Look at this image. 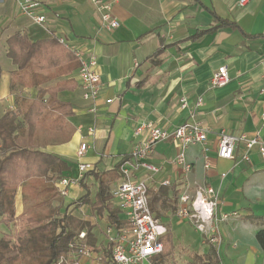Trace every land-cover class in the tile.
Returning a JSON list of instances; mask_svg holds the SVG:
<instances>
[{
	"label": "crops",
	"instance_id": "crops-1",
	"mask_svg": "<svg viewBox=\"0 0 264 264\" xmlns=\"http://www.w3.org/2000/svg\"><path fill=\"white\" fill-rule=\"evenodd\" d=\"M23 1L0 0V116L15 107L10 83L17 66L6 52L7 39L16 31L33 41L63 36L69 47L64 46L73 54V48L87 56L95 54L103 84L96 101L86 99L77 76L78 59L69 75L44 84L51 86L66 78L74 83L58 93L59 99L72 105L74 113L68 120L73 133L66 142L43 147L63 157L68 168L62 176L76 180L69 194L54 204L89 221L96 247L106 246L107 212L99 214L91 205L99 187L98 175L111 172L125 156L131 157L137 139L134 131L141 121L150 120L169 130L184 122H200L209 132L207 150L200 144L187 148L190 172L173 163L179 152L176 141L155 145L149 161L161 170L150 176L149 194L164 191L167 206L158 204L152 211L168 232L173 222L185 227L189 249L196 240L204 246L208 242L215 245L178 215L181 195L213 186L219 200L215 236L221 245L215 246L221 264H264V248L257 239L264 229V157L259 144L246 145L247 140L264 138V0L244 4L241 0H111L112 11L121 22L114 30L102 26L91 0H37L42 4L39 10L47 15L44 24L22 13ZM221 66L228 67L231 79L223 87H212L213 73ZM20 90L31 97L37 94L34 87L21 86ZM182 97L187 98L186 107ZM109 98H113L110 103ZM224 131L243 137L231 159L218 156L219 134ZM82 142L89 149L80 157ZM205 156L210 161L208 168ZM81 162L89 165L87 171H80ZM138 175L147 174L140 169ZM123 178L124 174L111 182V193ZM164 180L170 183L163 184ZM87 188L89 202L85 203L82 197ZM174 198L178 200L176 211L169 204ZM16 207L17 214L23 212L21 190ZM222 214L229 217L221 220ZM124 216L120 211V217Z\"/></svg>",
	"mask_w": 264,
	"mask_h": 264
},
{
	"label": "trees",
	"instance_id": "trees-1",
	"mask_svg": "<svg viewBox=\"0 0 264 264\" xmlns=\"http://www.w3.org/2000/svg\"><path fill=\"white\" fill-rule=\"evenodd\" d=\"M6 55L17 68L11 72L10 83L15 107L0 116V223L14 225L15 230L0 237V264H57L62 258L61 264H79L72 254L74 246L82 240L97 248L94 226L54 204L62 196L56 182L68 164L60 155L43 150L46 145L69 140L73 129L68 118L74 113L72 105L58 97L60 91L74 87L70 78L51 86L44 84L57 76L69 75L78 60L57 36L33 41L20 31L7 39ZM21 86L36 88V96L21 92ZM125 160L126 156L111 172L98 175L99 187L91 203L97 213L107 212V221L118 230L128 224L120 217L110 185L123 177L121 166ZM19 190L24 210L17 214ZM165 196L162 190L151 193V208L155 210L158 204L166 207ZM82 201L89 202L88 188ZM169 201L176 211L178 200ZM257 239L264 248V229L258 232ZM162 241L163 252L153 258L154 264H169L168 259L174 254L171 231ZM208 243L209 250L191 252L187 264H221L217 247ZM113 245L109 241L104 246L107 257L111 256Z\"/></svg>",
	"mask_w": 264,
	"mask_h": 264
},
{
	"label": "built area",
	"instance_id": "built-area-1",
	"mask_svg": "<svg viewBox=\"0 0 264 264\" xmlns=\"http://www.w3.org/2000/svg\"><path fill=\"white\" fill-rule=\"evenodd\" d=\"M101 17V23L107 30H114L121 24L120 19L113 13V2L111 0H91ZM248 0H241V4ZM23 14L30 17L35 23L44 24L47 15L39 9L42 6L37 0H24L20 3ZM59 41L69 47L63 36H57ZM73 52L80 62L77 76L86 99L96 101L102 90V80L96 70L97 57L95 54L85 55L81 49L73 48ZM230 73L227 66L219 67L211 78L212 87H223L230 81ZM108 103L113 98L106 100ZM183 107L188 105L187 98L180 99ZM202 104V100L198 105ZM95 111V106L91 108ZM91 131H94L92 128ZM134 135L137 138L131 157L126 159L121 166L124 178L114 187L112 194L118 200V208L124 214L127 226L121 230L113 226L107 228L110 235L109 240L114 243L111 256H106V248H95L84 241L74 246L73 257L79 264H154L153 258L163 252L164 243L162 237L168 233L167 226L156 217L149 203V179L152 174L161 170V166L149 161L155 145L161 141L172 140L179 145V152L173 159V163L181 167L182 171L188 173L192 169V163L188 160L186 150L191 145H202L207 150L206 144L209 139L207 128L200 122H184L174 130L161 127L150 120L141 121L135 128ZM243 137H239L226 131L219 134L218 156L231 159L234 157L237 143ZM259 144V150L264 157V138L256 137L246 141L248 148ZM89 145L82 142L78 150L80 157L84 156ZM206 157L205 166L210 167V161ZM248 159V154L245 155ZM89 165L81 162V172L87 171ZM143 169L146 176L140 177L138 171ZM76 180L67 176H61L56 185L60 194H69V186ZM164 180L163 184H169ZM219 204L217 193L213 186L199 187L194 195L185 193L180 197L178 215L196 224L197 228L205 233L213 243H218L215 236L217 227V207ZM228 214H222L220 219L225 220ZM84 237V234L81 235ZM81 237V239H82ZM73 246V245H72ZM64 258L57 264H61Z\"/></svg>",
	"mask_w": 264,
	"mask_h": 264
},
{
	"label": "rangeland",
	"instance_id": "rangeland-1",
	"mask_svg": "<svg viewBox=\"0 0 264 264\" xmlns=\"http://www.w3.org/2000/svg\"><path fill=\"white\" fill-rule=\"evenodd\" d=\"M113 201L116 204V200L113 199ZM191 224H192V226H194L198 230L195 223L191 222ZM172 226H173V229L171 232H172L173 244H174L176 253H174V255L168 259L169 264H184L185 261L187 260V258L190 257L191 252H193L195 250L196 251L202 250V249H204V250L207 249V251L209 250V247H210L209 244L204 246V245H202V242L198 241V240H196L194 242V244H192L191 249H189L188 244L185 243V227L178 226L176 224V222H173ZM14 230H15L14 225L7 227V225L5 223H0V237H2V235L5 233H9V232L13 233ZM106 236H107V238H110V235L107 232H106ZM205 236H206V238H208L206 234H205ZM207 242H208V240H207ZM215 245L217 247H220L221 243H216ZM188 250H191V251L188 252ZM219 255H220V253H219ZM185 256L187 258H185Z\"/></svg>",
	"mask_w": 264,
	"mask_h": 264
}]
</instances>
